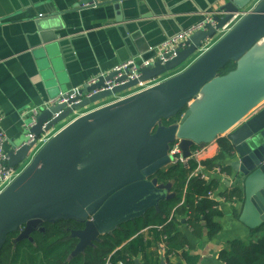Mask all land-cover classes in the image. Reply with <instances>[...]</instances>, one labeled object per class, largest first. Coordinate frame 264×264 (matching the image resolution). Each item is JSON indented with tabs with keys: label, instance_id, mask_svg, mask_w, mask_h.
<instances>
[{
	"label": "water",
	"instance_id": "95a60500",
	"mask_svg": "<svg viewBox=\"0 0 264 264\" xmlns=\"http://www.w3.org/2000/svg\"><path fill=\"white\" fill-rule=\"evenodd\" d=\"M109 2L117 10L118 0ZM96 3L81 0L78 5ZM212 3L171 59L162 63L157 58L144 67L136 63L134 79L128 78L133 65L112 70L79 88L59 91L31 113L25 133L14 138L6 152L9 167L28 158L36 139L29 142L27 133L37 138L67 122L0 193V249L12 232L19 230L17 240H32L30 233L43 221L74 219L83 222L70 233L77 239V254L120 224L157 208L161 200L174 196L171 183H159L153 175L171 164L169 144L175 141L187 158L194 147L226 137L233 158L226 165L240 178L244 192L238 220L250 229L264 222V0ZM242 12L206 51L171 74ZM49 21L38 20L37 28L49 32L41 35L42 43L56 46L61 39L55 31L63 27L53 26L50 32ZM229 61L235 68L219 75ZM167 75L149 88L69 120L94 103ZM179 113L177 123L161 124Z\"/></svg>",
	"mask_w": 264,
	"mask_h": 264
},
{
	"label": "crops",
	"instance_id": "0c3cea01",
	"mask_svg": "<svg viewBox=\"0 0 264 264\" xmlns=\"http://www.w3.org/2000/svg\"><path fill=\"white\" fill-rule=\"evenodd\" d=\"M80 1L0 0V111L7 137L5 152L14 138L25 133L32 109L46 105L59 91L79 88L128 60L140 63L149 56L151 47L197 26L213 7V0H118V8L114 10L111 0L78 5ZM41 19L51 20L48 22L52 25L50 32L55 31L53 26L62 25L61 30L55 31L61 39L58 45L41 42V35L48 32L37 28ZM135 92L133 89L94 103L69 120ZM173 143L169 144V150ZM206 147L203 159L214 157L218 150L216 142ZM230 159L233 158L228 156L224 162L227 164ZM207 175L219 180L215 195L234 186L242 188L233 170L231 174L208 172ZM216 197L222 212L217 219L221 225L217 234L208 237L204 230L202 236L196 238L185 219L178 226L192 244L188 252L197 258L195 264H223L218 254L230 240L251 237L252 229L234 215L235 212L239 215L242 202ZM160 252L163 254L165 249ZM167 258L171 263L188 264L180 256L168 255ZM136 260L140 264V259Z\"/></svg>",
	"mask_w": 264,
	"mask_h": 264
},
{
	"label": "trees",
	"instance_id": "16d2710c",
	"mask_svg": "<svg viewBox=\"0 0 264 264\" xmlns=\"http://www.w3.org/2000/svg\"><path fill=\"white\" fill-rule=\"evenodd\" d=\"M235 66V62L229 61L218 74H226ZM181 114L162 119L161 124H175ZM215 142L217 153L201 161L203 171L219 167L221 172L231 174V168L224 161L230 156L232 145L226 137H220ZM196 168L197 162L189 160L187 166L175 162L155 173L153 177L159 183H171L174 196L161 200L157 208L148 209L142 216L120 224L77 254L73 253L77 239L70 233L71 230L81 229L83 222L58 219L43 221L40 225L42 231L31 233L32 240H17V232L8 234L0 249V264H105L106 260L110 264H134L135 259H140V264H160L161 257L165 264H179L171 263L168 255L180 256L188 264H195L197 258L188 252L192 244L178 226L185 219L194 237L200 238L204 230L208 237H212L221 230L217 219L222 216L218 201L206 197L209 191L216 190L219 180L209 177L206 181L198 173L192 175ZM216 195L225 200L242 202L244 192L243 188L234 186ZM234 215L238 217L236 212ZM257 233L260 235L256 236ZM162 243L163 254L160 252ZM218 259L223 264H264V222L252 229L250 238L230 240L227 247L220 250Z\"/></svg>",
	"mask_w": 264,
	"mask_h": 264
},
{
	"label": "built area",
	"instance_id": "2783aa9c",
	"mask_svg": "<svg viewBox=\"0 0 264 264\" xmlns=\"http://www.w3.org/2000/svg\"><path fill=\"white\" fill-rule=\"evenodd\" d=\"M250 8L251 7H249L248 9H250ZM244 14H245V12L234 15L233 18L227 24H225L224 27L221 29L220 34L218 35L219 36L218 39L221 36H223ZM199 26H200V24H198L197 26H193V27L189 28L188 30H182L179 33L163 40V42H161L159 45L151 47L148 51L150 53L149 56L140 60V63H138V64L140 65V67H144V66H148V65L152 64L157 58H159L162 63L171 59L172 57L175 56V53L179 48L184 47V41L187 38V36L192 31H194L196 28H198ZM212 44H211V41H209V42H206L204 45H202V47L200 48V54L203 53L204 51H206ZM135 64H136V62L134 60H128L127 62L118 66L116 68V70L122 69L128 65H133L132 66V73L128 76V78L134 79V78H137ZM162 79L163 78L153 79V80H149V81H146L143 83H139L135 89L140 88V90H143V89L149 88V87L159 83L160 81H162ZM164 79H165V77H164ZM109 88H111V87H109ZM35 111H36L35 109H32L31 113H35ZM2 120H3V115L0 111V193L18 177V175L23 171V169L29 164V162L31 161V159L33 158L35 153L58 131V130H56L53 132V130H52L50 132L43 133L42 135L38 136L37 138L31 133H27V137H28L29 142L33 141L34 139H36V141H35V144L32 146V148L30 150V154L28 156V158L31 157V159L23 167V169L20 171V170H18V168L23 162L16 167H9L7 165V156H6V152L4 149V143L6 142L7 137H6V135L2 129ZM206 151H207L206 145L203 148L196 147L195 149L191 150V155L189 157L183 158L181 156V151L178 147V141H175L169 150V155L171 157L172 163L180 162L185 166H187V162L189 160H194L195 162H197V168L194 170L192 175L198 173V174H200L201 179L208 181L209 180V176L207 175L208 172L221 173V170L219 167H214L211 171H208V172L203 171L204 168L201 165V161L204 160L203 156L206 153ZM206 197L209 199H214V198L216 199L217 198L214 191L213 192L209 191L207 193ZM162 246H164L163 243L160 245L161 249L164 248ZM105 264H110L109 260H106ZM118 264H123V263L119 262Z\"/></svg>",
	"mask_w": 264,
	"mask_h": 264
},
{
	"label": "rangeland",
	"instance_id": "374dc122",
	"mask_svg": "<svg viewBox=\"0 0 264 264\" xmlns=\"http://www.w3.org/2000/svg\"><path fill=\"white\" fill-rule=\"evenodd\" d=\"M218 37L219 36H216V37H214L213 39H212V41H211V44L212 43H214L217 39H218ZM200 54V52H198V53H196L189 61H187L183 66H181L180 68H178L177 70H175L174 72H176V71H178V70H181V68H184L187 64H189L196 56H198ZM164 77L165 76H163V77H160V78H163L164 79ZM160 78H158V79H160ZM162 79V80H163ZM58 127H59V125L58 126H56L54 129H58ZM53 134V133H52ZM31 159V157H29L25 162H23L20 166H19V168H18V170H22L23 169V167L29 162V160Z\"/></svg>",
	"mask_w": 264,
	"mask_h": 264
},
{
	"label": "flooded vegetation",
	"instance_id": "af4514ba",
	"mask_svg": "<svg viewBox=\"0 0 264 264\" xmlns=\"http://www.w3.org/2000/svg\"><path fill=\"white\" fill-rule=\"evenodd\" d=\"M39 227H40V226H39ZM39 227H38L36 230H39V229H40ZM36 230H35V231H36ZM39 231H40V230H39ZM18 233H19V230L17 231V234H18ZM32 233H33V232H32ZM30 235H31V233H30Z\"/></svg>",
	"mask_w": 264,
	"mask_h": 264
},
{
	"label": "bare ground",
	"instance_id": "6f19581e",
	"mask_svg": "<svg viewBox=\"0 0 264 264\" xmlns=\"http://www.w3.org/2000/svg\"><path fill=\"white\" fill-rule=\"evenodd\" d=\"M212 41V40H211ZM140 90V88L139 89H136V91H139ZM181 156H182V154H181ZM183 157V156H182ZM184 158V157H183Z\"/></svg>",
	"mask_w": 264,
	"mask_h": 264
}]
</instances>
